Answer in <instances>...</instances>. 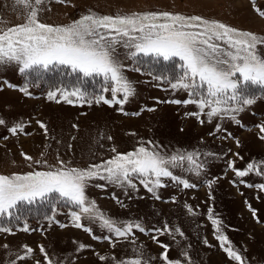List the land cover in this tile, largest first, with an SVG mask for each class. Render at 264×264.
Returning <instances> with one entry per match:
<instances>
[{"label":"rangeland","instance_id":"374dc122","mask_svg":"<svg viewBox=\"0 0 264 264\" xmlns=\"http://www.w3.org/2000/svg\"><path fill=\"white\" fill-rule=\"evenodd\" d=\"M33 6L34 0H29L27 5L17 0H0V30L24 23ZM39 7L44 9L39 12L40 21L51 25L71 24L90 11L113 16L167 11L199 15L264 36V17L255 10H264V0H255V6L252 0H68L65 4L45 0ZM258 51L264 56V46H258ZM116 56L125 65L124 74L136 90L123 105V112L119 105L81 106L47 99L48 91L54 87L74 84H79L90 95L101 94L103 87L111 86L105 84L102 77L83 78L66 66L41 69L39 75L35 72L21 74L16 64L0 66V118L6 121V125L0 126V174L10 176L49 170V166H59L58 158L69 167L83 169L111 158L113 147L117 152L126 153L141 141L145 146L147 141H152L168 154L178 151L199 154L203 167L198 175L188 171L187 164L173 169L175 175L195 187L185 189L165 179L166 187L157 189L156 195L160 198L156 199L138 179L134 180L135 189L102 180L91 181L86 195L95 201L101 212L118 221H138L148 230L146 233L137 231L135 237L117 241L114 246L104 239L110 233L101 228L99 222L82 218L91 233L75 228L71 213L80 209L60 198L58 193L32 204L21 203L13 210L12 218H0V226L9 227L14 233L0 232V264L12 261L45 264L39 245L44 246L52 264H115V261L138 255L148 264H164L159 258L163 249L151 236L158 235L152 229L163 228L165 224L173 231L175 239L165 234L159 236V240L170 246L171 260H179L181 264H237L221 249L216 236L222 234L243 257L244 264H264V191L246 186L264 183V175H257L254 170L246 177H237L228 167L229 162H234L236 168L245 169L249 162L256 161L264 173V140L259 138L264 133L258 127L264 125V86L242 85L248 94L255 96V103L246 106L237 116L238 124L219 117L209 122L206 115L198 120L185 115L197 112L195 105L157 103L187 98L185 91L173 92L166 83L152 78L153 75L177 76L181 72L178 58L164 61L139 55L130 59L128 50L122 46H117ZM137 67L140 72L132 70ZM8 84L16 87L10 88ZM25 84L31 95L19 91ZM103 94L111 98L110 92ZM38 120L47 126V136L37 124ZM17 123L24 125V131L12 135L7 129ZM217 124L220 131H216ZM21 153L32 160H26ZM37 160L47 161V164L38 165ZM209 209L213 219L219 221V232L208 218ZM25 225L29 228L27 232L23 231ZM176 228L184 235L175 233ZM80 243L88 247L78 250ZM5 244L8 248L3 247ZM25 245L34 252L21 261L18 257L26 254ZM101 255L107 259L101 261Z\"/></svg>","mask_w":264,"mask_h":264},{"label":"snow or ice","instance_id":"6c2138e0","mask_svg":"<svg viewBox=\"0 0 264 264\" xmlns=\"http://www.w3.org/2000/svg\"><path fill=\"white\" fill-rule=\"evenodd\" d=\"M55 2L65 4L68 0H55ZM17 3L27 5L29 0H17ZM44 3L45 0H34L35 6L31 7L24 23L9 27L7 30H0V66L16 64L21 74L35 72L37 75L41 69L49 70L57 66H66L73 73L81 74L83 78L99 76L103 78L105 84L111 85L103 87L101 94L95 95H90L79 84L71 87H54L47 93V99L50 101L57 103L64 101L70 105L81 106L83 104L91 106L93 103L97 105L103 103L110 107L119 105V110L123 112V105L135 95L136 90L124 74L125 65L116 56L117 46L127 49L130 59L139 55L162 58L164 61L178 58L181 62V72L177 76L169 78L153 75L152 78L166 83L173 92L185 91L187 98L157 101V103L195 105L198 111L185 115L195 116L198 120L202 115H206L209 122L219 117L231 119L238 124L237 116L246 106L255 103V96L248 94L242 85L264 86V56L258 51V46H264V36L199 15L186 16L167 11L132 12L115 16L98 15L90 11L71 24L51 25L39 19V12L44 10L39 6ZM252 3L255 6V0H252ZM255 10L258 15L264 17V10L260 8ZM132 70L141 71L138 67ZM8 87L15 88L16 85L8 84ZM19 91L31 95L28 84ZM106 92L111 93V98L103 94ZM200 122L203 123V120ZM37 124L47 136V126L39 120ZM3 125H6V121L0 118V126ZM258 127L261 133H264V125ZM7 130L15 135L18 131H24V125L17 123ZM220 130V125L217 124L216 131ZM131 134L135 135V133ZM259 138L264 140V135ZM146 144L147 146L141 141L134 150L126 153L117 152L113 147L111 151L114 155L111 158L83 169L69 167L65 161L58 158L59 166H49V170L10 176L0 174V218H12L13 210L21 203L32 204L37 199L44 200L50 194L58 193L60 198L80 209L79 212L71 213L75 228L91 233V228L82 223V218L99 222L100 227L110 233L104 239L112 246L117 241L135 237L137 231L146 233L148 230L138 221H118L106 216L98 209L95 201L90 200L86 195V188L94 180L135 189L134 180L138 179L156 199L160 198L156 195L157 189L166 187L165 179L182 185L185 189L195 187L188 180L175 175L173 169L183 168L187 164L190 166L187 170L198 175L203 167L198 160V153L178 151L168 154L162 151L161 145L152 141H147ZM237 145L239 146V142ZM21 155L26 160H32V157L25 153ZM35 163L47 164V161L37 160ZM228 167L237 177H246L254 170L257 175H264L256 161L249 162L245 169L236 168L234 162H229ZM96 186L103 187V185ZM246 186L264 191V183ZM191 211L189 208V212ZM252 211L255 215V211ZM208 218L219 232V221L213 219L211 209ZM23 231H29L27 225L24 226ZM0 232L14 234L12 229L6 226H0ZM152 232L158 234L152 235L151 239L163 249L159 258L164 264H181V261L169 258L170 246L159 240V236L165 234L175 239V234L169 226L165 224L163 228L152 229ZM175 233L184 235L180 228H176ZM93 238L101 239L96 236ZM216 239L229 259L236 261L237 264H244L243 257L231 247L227 236L217 235ZM131 242L135 243V239ZM225 244L229 246L225 247ZM3 247L8 248V245L5 244ZM38 247L44 255L45 264H52L44 246ZM86 247L88 246L80 243L78 250ZM24 248L26 254L18 257L21 261L30 258L34 252L30 246L25 245ZM99 259L105 261L107 258L101 255ZM11 264L16 262L12 261ZM36 264L41 262L37 261ZM115 264H148V261L138 255L115 261Z\"/></svg>","mask_w":264,"mask_h":264}]
</instances>
